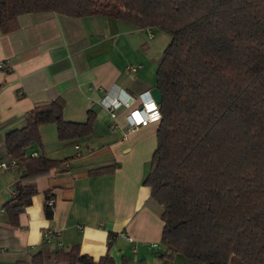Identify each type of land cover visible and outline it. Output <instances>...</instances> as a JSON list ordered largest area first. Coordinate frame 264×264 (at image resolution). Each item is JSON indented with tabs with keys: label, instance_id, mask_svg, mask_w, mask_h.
<instances>
[{
	"label": "trees",
	"instance_id": "obj_1",
	"mask_svg": "<svg viewBox=\"0 0 264 264\" xmlns=\"http://www.w3.org/2000/svg\"><path fill=\"white\" fill-rule=\"evenodd\" d=\"M39 11L105 15L168 34L156 63L157 139L142 180L160 206L158 264L176 255L197 264H264V0H0V27L7 33L19 15ZM63 101L33 107L24 127L5 133L23 170L4 204L11 225L36 192L34 180L68 160L24 155L27 145H40V125L54 123L62 141L91 134L92 116L64 121ZM50 197L44 193L47 217ZM29 264L115 263L107 253L93 261L73 245L36 251Z\"/></svg>",
	"mask_w": 264,
	"mask_h": 264
},
{
	"label": "crops",
	"instance_id": "obj_2",
	"mask_svg": "<svg viewBox=\"0 0 264 264\" xmlns=\"http://www.w3.org/2000/svg\"><path fill=\"white\" fill-rule=\"evenodd\" d=\"M16 20L7 33L0 27V60L7 68L0 69V159H12L5 133L24 127L33 107L55 97L64 100V121L84 122L89 114L92 128L62 141L54 123L40 125V145H27L24 155L68 160L34 180L36 192L15 225L4 204L14 199L23 170L15 164L0 171V264H29L36 251L73 245L93 261L107 253L115 264H158L165 248L160 206L142 181L158 124L130 130L127 115L151 97L166 40L98 14L72 18L39 11ZM113 96L123 101L112 117L104 104ZM102 167L108 169L96 171ZM45 192L53 200L50 217ZM48 230L54 236L46 239ZM155 241L159 248L148 249ZM172 264L188 263L176 255Z\"/></svg>",
	"mask_w": 264,
	"mask_h": 264
},
{
	"label": "built area",
	"instance_id": "obj_3",
	"mask_svg": "<svg viewBox=\"0 0 264 264\" xmlns=\"http://www.w3.org/2000/svg\"><path fill=\"white\" fill-rule=\"evenodd\" d=\"M0 69L7 70L5 63L1 60H0ZM131 70H135L134 67L131 68ZM122 101H123L122 99L113 96L104 104L106 110L110 112L109 114L112 117L115 115L116 113L115 110L121 105ZM159 112L160 110H159L158 104H156V102L152 99V97L148 98L147 100H142L140 103V107L135 108L134 110L129 112L127 115L128 124L130 125L129 129L130 130L134 129L138 125L146 126V124H148L149 122L158 121L160 117ZM75 147L77 148L76 145ZM30 155L35 156V153H31ZM15 164L16 162L13 159L9 161L0 159V171L6 169L9 166H14ZM52 203H53V200L50 197L47 200V204L52 206ZM52 236H54V232H52L51 230L44 232V238L48 239L49 237H52ZM155 248H159V243L156 241L150 244L148 249L154 250Z\"/></svg>",
	"mask_w": 264,
	"mask_h": 264
},
{
	"label": "water",
	"instance_id": "obj_4",
	"mask_svg": "<svg viewBox=\"0 0 264 264\" xmlns=\"http://www.w3.org/2000/svg\"><path fill=\"white\" fill-rule=\"evenodd\" d=\"M149 95L153 97L152 99L156 102V104H159L161 101V95L159 90L156 88V86H153L148 91Z\"/></svg>",
	"mask_w": 264,
	"mask_h": 264
},
{
	"label": "rangeland",
	"instance_id": "obj_5",
	"mask_svg": "<svg viewBox=\"0 0 264 264\" xmlns=\"http://www.w3.org/2000/svg\"><path fill=\"white\" fill-rule=\"evenodd\" d=\"M152 32V34H154V36L155 37H157V38H159V37H164V39L166 40V42L167 43H169V36H168V34L167 33H164V32H161V31H154V30H152L151 31ZM167 43H165V45L167 44ZM164 45V46H165ZM163 46V47H164ZM163 47H162V49H163ZM162 51V50H161ZM161 54V53H160ZM186 261H187V263L188 264H197L196 262L195 263H193V262H190L189 260H187L186 258H184Z\"/></svg>",
	"mask_w": 264,
	"mask_h": 264
}]
</instances>
